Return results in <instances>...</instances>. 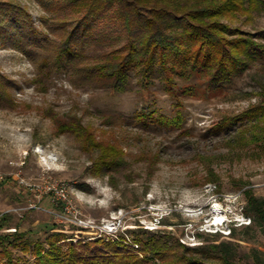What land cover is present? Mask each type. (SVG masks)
Returning <instances> with one entry per match:
<instances>
[{
    "label": "rangeland",
    "instance_id": "obj_1",
    "mask_svg": "<svg viewBox=\"0 0 264 264\" xmlns=\"http://www.w3.org/2000/svg\"><path fill=\"white\" fill-rule=\"evenodd\" d=\"M44 3L0 0V24L8 30L0 35V75L11 83V101L0 102L3 232L29 231L43 240L45 226L58 225L73 242H87L145 229L196 247L213 238L229 241L235 229L238 263L264 264V234L244 230L250 219L242 209L246 191L264 198V152L234 141L249 126L234 119L263 101L264 54L218 86L204 74L176 76L166 86L156 73L151 86L132 75L127 92L109 91L84 80L83 72L41 69L48 54L43 36L60 41L57 13ZM6 4L29 15L43 35L37 44L19 32V22H3ZM223 22L228 39L239 34L264 49V5ZM153 110L156 118L139 122L137 115ZM159 115L180 122L166 126ZM73 121L85 129L83 138L121 151L116 171L92 173L99 147L87 149L83 139L59 132L61 123ZM217 217L224 221L213 225ZM14 254L32 264L30 256Z\"/></svg>",
    "mask_w": 264,
    "mask_h": 264
},
{
    "label": "trees",
    "instance_id": "obj_2",
    "mask_svg": "<svg viewBox=\"0 0 264 264\" xmlns=\"http://www.w3.org/2000/svg\"><path fill=\"white\" fill-rule=\"evenodd\" d=\"M44 4L57 13L54 25L60 32L59 43L41 35L29 15L20 14L9 4L3 6V22L10 18L19 22L18 30L29 43L37 44L43 36L48 54L42 58L41 69L71 70L75 75L83 72L84 80L109 91L127 92L132 75L143 87L151 86L156 73L166 86L174 85L176 76L186 79L195 74L208 75L212 86H218L241 73L247 60L264 54L257 43L239 34L228 39L230 27L223 22L248 14L264 5V0H53ZM4 24H0V35L8 32ZM10 84L0 75V102L11 101ZM262 100L260 107L234 119L249 125L238 131L234 141L264 152V97ZM150 114L156 118L154 110L142 111L137 118L145 123ZM159 116L157 121L166 126L180 122L179 117L172 121ZM59 127V132L83 139L87 149L99 147L94 175L114 172L122 165L121 151L114 145H97L89 137L83 138L85 129L78 121ZM217 128H225V124ZM244 199L243 214L250 219L244 230L264 234V198L248 190ZM7 220L4 215L0 223V258L4 264H22L15 250L30 256L32 264H240L231 248L235 229L229 241L217 243L213 238L211 243L187 247L169 233L145 229L73 242L58 225H46L48 230L41 240L29 231L3 232Z\"/></svg>",
    "mask_w": 264,
    "mask_h": 264
},
{
    "label": "bare ground",
    "instance_id": "obj_3",
    "mask_svg": "<svg viewBox=\"0 0 264 264\" xmlns=\"http://www.w3.org/2000/svg\"><path fill=\"white\" fill-rule=\"evenodd\" d=\"M217 205V204H216ZM223 217V216H222ZM222 217H217L215 219V222L213 223V225H218L220 223H222L224 221V219Z\"/></svg>",
    "mask_w": 264,
    "mask_h": 264
}]
</instances>
